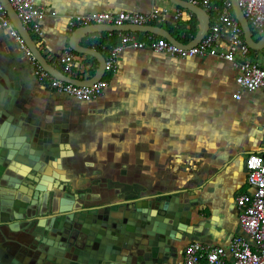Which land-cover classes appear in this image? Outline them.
I'll return each mask as SVG.
<instances>
[{
  "label": "crops",
  "instance_id": "crops-1",
  "mask_svg": "<svg viewBox=\"0 0 264 264\" xmlns=\"http://www.w3.org/2000/svg\"><path fill=\"white\" fill-rule=\"evenodd\" d=\"M35 1L46 13L41 52L59 70L56 60L69 46L73 31L67 24L70 15L146 13L158 8L162 14L155 25L166 30L191 18L190 11L169 0ZM104 32L114 31L89 34L79 42L106 57L101 43H117L119 32ZM147 35L135 33L138 39ZM75 55L78 79L92 77L98 69L96 58ZM251 57L264 65V53L251 49ZM34 70L17 42L0 29V71L14 83V105L23 115L68 112L67 141L54 162L42 163L35 173L26 159L25 163L12 160L0 176V248L16 262L60 264L66 244L51 232V215L70 209L73 201L84 207L112 205L110 216L120 221L128 209L116 203L144 197L137 204L153 214L171 208V197H177L186 208L184 223L178 224L175 239L162 244L170 250L149 264H175L171 247L178 239L183 241L181 258L191 241L227 247L234 236H246L236 197L249 190L246 156L264 153V90L239 88L238 70L232 63L218 56L175 58L125 48L118 56L116 74L103 75L107 88L90 101L48 89ZM237 91L239 99L232 96ZM8 121L0 118V135L9 123L8 130H14L13 125L14 132L20 130L13 115ZM146 250V245H135L132 254L127 250L122 254L134 261Z\"/></svg>",
  "mask_w": 264,
  "mask_h": 264
},
{
  "label": "water",
  "instance_id": "water-1",
  "mask_svg": "<svg viewBox=\"0 0 264 264\" xmlns=\"http://www.w3.org/2000/svg\"><path fill=\"white\" fill-rule=\"evenodd\" d=\"M176 6L186 9L197 18V30L193 38L187 43L177 40L168 30L157 25L134 24H90L75 28L68 39L69 47L81 54L90 55L98 61L96 73L88 79H77L66 76L61 70L50 64L35 41L22 25L20 19L11 7L9 0H0L7 14L20 35L24 38L35 61L50 75L75 85H90L100 80L104 74L105 57L93 47L82 45L79 41L89 34L102 31H132L147 32L166 38L170 42L183 48H191L198 44L209 29V15L198 4L189 0H169ZM234 17L241 26L243 38L250 49L264 48V34L254 40L247 18L238 5L237 0H230ZM6 74L0 71V118L8 121L10 115L17 120L19 131L8 130L5 126L4 134L0 135V176L6 165L12 160L24 162L32 166L35 173L39 172L42 163L51 164L60 156V146L66 143V129L68 127V112L59 115L22 114L21 109L14 105L15 88ZM9 122V121H8ZM6 122V123H8ZM27 123L29 128L22 124ZM13 154V155H12ZM22 158V159H21ZM25 163V162H24ZM44 178V177H42ZM74 198V196H73ZM144 197L129 199L116 205H126L128 211L120 221H114L110 216L112 205L84 207L80 202L73 201L70 209L61 210L51 215V232L60 236L64 242V254L60 264H149L161 260L162 252H168L169 247L162 244L175 239L180 230L178 224L184 223L182 211L184 206L178 203L177 197L172 196L173 203L169 209H158L150 214L148 207L137 203ZM166 220V221H165ZM146 245L148 250L133 261L122 250L131 252L134 246ZM71 248H73L71 250ZM173 244L171 251L173 250ZM70 254V255H69ZM72 256L81 257V259ZM132 257V255H130ZM144 262V263H143ZM0 264H19L10 253L0 248Z\"/></svg>",
  "mask_w": 264,
  "mask_h": 264
},
{
  "label": "built area",
  "instance_id": "built-area-1",
  "mask_svg": "<svg viewBox=\"0 0 264 264\" xmlns=\"http://www.w3.org/2000/svg\"><path fill=\"white\" fill-rule=\"evenodd\" d=\"M189 1L200 5L209 15V29L198 44L183 48L152 33H148L145 39H138L132 31H119L117 43H101L106 49L104 74H116L118 56L125 48L151 50L179 58L218 56L237 68L235 84L239 88L248 92L264 90V65L251 57V49L243 38L241 26L230 10V0ZM237 1L248 20L252 37L253 32L256 34L257 38L253 39L258 40L264 34V0ZM9 3L41 51V22L46 13L35 0H9ZM51 14L55 15L54 12ZM161 14L162 11L158 8L146 13L92 11L70 15L67 24L70 31L90 24L155 25ZM179 15L180 13H177L176 17ZM0 29L6 30L17 42L20 50L34 63V73L38 81L48 89L78 101H90L102 95L107 88L108 81L103 76L90 85H75L55 78L45 71L33 58L24 38L11 22L1 3ZM56 62L66 76L78 79L80 68L75 52L69 46L63 50L62 56ZM232 96L239 99L240 93L237 91ZM245 168L249 190L236 197V208L241 229L246 236H234L227 247L191 241L184 246L178 264H264V153H249L245 158Z\"/></svg>",
  "mask_w": 264,
  "mask_h": 264
},
{
  "label": "trees",
  "instance_id": "trees-1",
  "mask_svg": "<svg viewBox=\"0 0 264 264\" xmlns=\"http://www.w3.org/2000/svg\"><path fill=\"white\" fill-rule=\"evenodd\" d=\"M180 9H182V8H180ZM182 10L187 11L186 9H182ZM230 10L232 12V9H230ZM197 24H198V21H197L196 16L191 13V18L188 21L182 22L181 24H179L177 26V28H168V31L179 41H181L183 43H187L188 41H190L193 38V36L197 30ZM104 33L114 34L116 32L114 31V32H104ZM253 37L257 38L256 34L254 32H253ZM113 44H115V43H113ZM106 48L108 49V46ZM105 51H106V49H105ZM163 196L164 195H161V197H163Z\"/></svg>",
  "mask_w": 264,
  "mask_h": 264
},
{
  "label": "rangeland",
  "instance_id": "rangeland-1",
  "mask_svg": "<svg viewBox=\"0 0 264 264\" xmlns=\"http://www.w3.org/2000/svg\"><path fill=\"white\" fill-rule=\"evenodd\" d=\"M253 52H261V53H264V48L261 49V50H253ZM182 245H183L182 239H178V240H176V241L173 242V247L174 248L172 250V259L175 262V264H177V262L180 260L179 259L180 258L179 252L181 250Z\"/></svg>",
  "mask_w": 264,
  "mask_h": 264
}]
</instances>
